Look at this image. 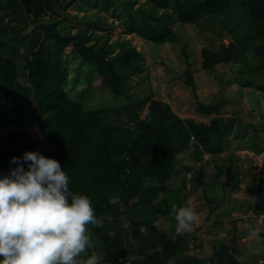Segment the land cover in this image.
I'll list each match as a JSON object with an SVG mask.
<instances>
[{"label": "trees", "instance_id": "obj_1", "mask_svg": "<svg viewBox=\"0 0 264 264\" xmlns=\"http://www.w3.org/2000/svg\"><path fill=\"white\" fill-rule=\"evenodd\" d=\"M0 1L1 7L8 10L0 13V129L5 131L0 135V178L17 167L11 163L13 157L22 158L26 151L39 152L28 132L35 126L48 144V157L57 160L69 176L70 189L88 196L96 217L103 221L101 227L87 226L103 241L101 264H205L199 257L181 254L186 235L176 239L154 221L170 214L169 194L180 203L178 193L187 181L182 176L177 183L174 177L186 169L193 170L192 162L183 163L177 153L190 145L196 155L223 151L227 129L221 128V118H214L210 124L184 119L168 103L153 99L144 119L138 118L139 104L130 102L122 109L127 113L126 122L134 124H112L104 109L87 108L79 96L67 90L68 69L63 52L72 46L80 64L86 66L88 85L91 76L97 75L99 85L113 97L127 99L131 96L125 90L118 63L126 61L131 53L137 60L142 55L130 48L109 56L114 47L88 43L86 29L67 36L50 20L33 27L32 23L43 15L57 13V0ZM146 1L151 10L130 29L157 43L177 41V32L169 24L171 18L197 23L240 1L246 21L243 29H234L236 42L223 47V51L204 48L203 66L211 69L229 61V47L245 38L246 47L258 60L250 66V74L257 77L258 88L264 91V0ZM105 2L124 11L135 0ZM188 74V82L194 85ZM201 110L210 113L219 109L217 105L201 104ZM23 167L26 170L27 163ZM201 173L202 169L195 173L200 182ZM146 178L153 183L145 184ZM167 181L172 182L171 187H166ZM254 207L264 212V177L258 183ZM121 213L130 216V227L124 226ZM215 248L213 264H241L228 246Z\"/></svg>", "mask_w": 264, "mask_h": 264}, {"label": "rangeland", "instance_id": "obj_2", "mask_svg": "<svg viewBox=\"0 0 264 264\" xmlns=\"http://www.w3.org/2000/svg\"><path fill=\"white\" fill-rule=\"evenodd\" d=\"M55 8L57 13L43 15L32 26L50 20L67 36L86 29L90 36L88 43L114 47L109 56L130 48L142 55L137 60L131 53L126 61L118 63L125 90L131 98H115L106 87L99 85L97 75H92L87 84L86 66L80 64L72 46H67L63 52L68 69L65 84L87 108L104 109L109 122L119 125L134 124L126 122L124 104H139L137 113L141 120L153 99L168 103L184 119L210 124L214 118H221V128L227 129L222 152L196 155L190 145L176 155L185 164L192 162L193 170L186 169L174 177L177 183L182 176L187 181L186 187L178 193L180 203L170 194L168 198L178 206L191 205L197 213L192 231L185 234L181 254L213 264L215 247L226 245L241 264H264V212L254 207L256 189L264 177V91L258 88L259 80L249 71L258 60L243 38L235 47H229L232 54L229 61L211 69L203 66L204 48L223 51V47L236 42L234 29L241 26L243 29L246 21L243 4L236 1L227 11L206 16L197 23L171 18L169 24L177 32V41L164 43L147 40L139 31L130 29L151 10L146 0H135L133 6L124 11L120 6H107L105 0H57ZM3 10L4 13L8 11L0 5V13ZM94 21L104 27L99 28ZM188 72L194 85L188 82ZM201 104L217 105L219 110L202 111ZM4 132L0 129V135ZM28 132L41 155L48 157V144L37 128L30 127ZM201 169L200 182L195 173ZM144 183L151 184L153 180L146 178ZM171 183L167 181L166 187H171ZM120 217L126 228L131 226L130 216L121 213ZM154 224L168 235L179 238L171 212L158 217ZM90 233L91 252L104 256L103 241L96 233Z\"/></svg>", "mask_w": 264, "mask_h": 264}, {"label": "clouds", "instance_id": "obj_3", "mask_svg": "<svg viewBox=\"0 0 264 264\" xmlns=\"http://www.w3.org/2000/svg\"><path fill=\"white\" fill-rule=\"evenodd\" d=\"M17 165L0 178V264H101L88 225L101 227L90 198L75 194L60 163L36 151L13 157ZM27 163L25 170L23 164ZM175 233H190L191 205L172 204Z\"/></svg>", "mask_w": 264, "mask_h": 264}]
</instances>
